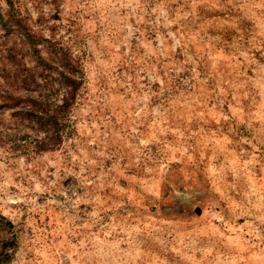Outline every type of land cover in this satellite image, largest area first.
Here are the masks:
<instances>
[{
  "label": "rangeland",
  "instance_id": "374dc122",
  "mask_svg": "<svg viewBox=\"0 0 264 264\" xmlns=\"http://www.w3.org/2000/svg\"><path fill=\"white\" fill-rule=\"evenodd\" d=\"M7 1L83 83L50 150L0 107V264H264V0Z\"/></svg>",
  "mask_w": 264,
  "mask_h": 264
},
{
  "label": "trees",
  "instance_id": "16d2710c",
  "mask_svg": "<svg viewBox=\"0 0 264 264\" xmlns=\"http://www.w3.org/2000/svg\"><path fill=\"white\" fill-rule=\"evenodd\" d=\"M7 2L8 9L0 3V40L3 39L0 47V107L14 109L16 115L20 114L43 129V135L35 139L34 152L50 150L64 137L71 107L83 83L80 59L56 41L35 32L26 18L12 7L10 1ZM43 40L48 42L46 55L38 47ZM19 42L28 46L33 55V67L45 70L44 74L40 73L38 77L34 68L27 65ZM55 82L58 88L52 96L49 91ZM36 87L40 88L38 95L22 93Z\"/></svg>",
  "mask_w": 264,
  "mask_h": 264
}]
</instances>
